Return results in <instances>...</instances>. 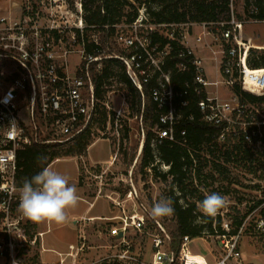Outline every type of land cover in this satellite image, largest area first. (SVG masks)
Listing matches in <instances>:
<instances>
[{
    "label": "built area",
    "instance_id": "obj_1",
    "mask_svg": "<svg viewBox=\"0 0 264 264\" xmlns=\"http://www.w3.org/2000/svg\"><path fill=\"white\" fill-rule=\"evenodd\" d=\"M84 6L85 0H0V260L9 258L10 264H22L16 258H21L22 252L28 248L37 246L45 235H34L32 222L18 208V152L32 145L71 143L97 122L101 106L109 111L108 95L104 102L99 101L95 85V75L101 72L105 60H119L129 80L140 92L156 78L157 87L152 90L151 98L159 109L167 108V114L160 117L162 127L156 129L152 146L163 140L176 142L174 126L181 116L174 100L187 93L176 95L170 75L164 72L169 48L159 50L156 46L151 47L148 31L156 28L143 26V12L130 26H114L113 45L125 55L109 52L102 39L106 36L107 27L89 26ZM243 24L233 15L229 25L236 29L222 32L219 41L211 42L207 40L213 34L205 30L203 36L195 39L196 48L187 45L191 38L188 31L182 37L185 50L178 56L189 59L194 70L196 91L206 94L199 103L203 120L221 128L212 153L203 156L209 168L214 164L221 168L248 166L247 156L264 154V102H243L234 93L237 85L243 90H250L245 80V69L253 47L239 33ZM143 27L145 29L141 33L139 30ZM202 27L207 29L204 25ZM207 43V48L201 46ZM215 43L218 46L211 47ZM203 50H208L212 57L204 56ZM72 58H77V63H72ZM207 61L218 70L220 78L217 80L209 79ZM178 68L184 71L187 65L183 63ZM221 86L228 88L229 97L221 98ZM210 87L217 89L215 94H210ZM250 91L254 92L256 88ZM125 102L126 97L123 96ZM113 113L116 119L121 116L120 110H113ZM93 131L99 130L96 128ZM143 144L144 138L138 159L127 175L129 199L134 197L138 200L133 169L138 163ZM114 155L117 159L118 153ZM79 160L83 164L82 177L97 179L100 183L97 197H102L104 177L115 160L88 165L84 157H79ZM258 163L254 165L258 166ZM162 165L167 172L170 170V166ZM198 167V162L194 160L188 177L200 190L199 181H209V177H205V173L198 176ZM213 178L218 180L219 175L213 172ZM104 197L111 199L108 195ZM141 206L144 214L114 219L118 223L110 229V236L117 239V252L88 264H242L241 238L253 215L264 208V203L247 215L238 231L235 230L234 220L228 217L231 213L228 208L213 217H221V231L214 225L215 234L208 238L217 241L220 256L214 258L212 253L211 260L191 254L189 237L183 239L180 252L175 255L169 249H163L159 236L153 239L152 258L149 261L142 259L130 240V233L145 230L149 219L147 210ZM85 222L93 224L94 220L80 218L76 223ZM158 228L165 234L159 223ZM253 231L264 235V209L255 220ZM89 249L86 238L80 236L75 244L69 246L68 253L60 256L62 259L58 264H83L80 258Z\"/></svg>",
    "mask_w": 264,
    "mask_h": 264
},
{
    "label": "trees",
    "instance_id": "obj_2",
    "mask_svg": "<svg viewBox=\"0 0 264 264\" xmlns=\"http://www.w3.org/2000/svg\"><path fill=\"white\" fill-rule=\"evenodd\" d=\"M86 22L89 26L98 28L107 27L106 36L103 43L109 52H116L125 55V52L117 49L113 45L115 35L114 26H130L139 19L140 11H144L145 20L143 26L155 27L153 31H148V37L151 40V47H158L159 50L169 48L170 53L165 59L164 72L170 75L176 95L187 93L186 96L176 97L174 105L177 108L181 118L174 126L176 142L163 140L152 146L155 140V131L160 125V117L167 114V108L159 109L158 105L151 98V92L157 87L156 78L146 84L143 92H140L129 80L125 73L123 64L119 60L109 59L103 62L102 70L95 75L96 96L99 101L104 102L108 87L113 79H117V84L121 86L119 90L127 94V104L130 116L136 117L141 122L142 139L144 144L136 165L137 177L142 175L143 179L154 176L162 182L168 184L171 180L172 187H178L181 196L175 197L173 190L166 195V199L171 202L174 213L162 218H153L151 209L154 206L153 200L149 205H143L147 210L149 219L147 222L152 229L158 230V223L166 230L163 236L167 239V248L178 255L183 239L189 237L192 239H209V236L215 234L213 226L216 225L220 232L221 217H205L199 210L198 205L204 199V194L198 192L197 185L188 177L189 169L196 160L199 164L197 175L204 174V167H208L202 153H212V147L217 145V137L221 128L205 123L203 114L199 109V103L205 99L204 92L197 93L194 85V70L191 67L189 59L179 58V54L185 50L182 45V37L187 31H191L193 26H206L215 34H222L226 30L233 31L230 26L233 11V0H85ZM245 18L253 22H264V0H245ZM235 19L244 23L245 20L240 16ZM144 27L139 31L144 32ZM238 32V28L236 30ZM211 33V34H212ZM172 36V38H171ZM187 65V69L181 71L178 66ZM250 69L264 68V50H251L248 60ZM246 84L251 90H243L241 86L234 88V93L240 97L243 102L251 104L264 102V78H248ZM258 89V90H257ZM183 103H186L183 106ZM115 114L109 112L101 106L98 120L91 126L86 133L82 134L76 140L66 144L55 145H32L18 152V171L16 183L22 186L26 179H30L44 167L60 159L87 157L88 149L95 143L97 134L94 129L105 131L110 124L112 130L115 129ZM185 133L182 136V133ZM129 129H124V139L128 138ZM114 139L113 145L115 146ZM121 143V149L122 150ZM140 147V146H138ZM135 150L134 156L127 159L126 152L119 151L118 156L123 155L124 162H129L128 167H132L137 159L139 149ZM125 152V153H124ZM229 157V155H227ZM164 164L170 166L166 173H160L157 165ZM259 167L264 170V162H259ZM205 165V166H204ZM186 168V171H185ZM209 168V167H208ZM208 180H214L213 172H222L221 167L211 166ZM82 180V179H81ZM147 181V180H146ZM198 184H203L199 181ZM258 187V186H256ZM188 192V194H187ZM188 195L190 199L187 200ZM184 200V205L181 201ZM140 201V200H138ZM264 201H260L259 205ZM247 216L234 219L235 230L245 221ZM250 232L247 227L244 235ZM256 234V233H255ZM259 235V234H258ZM261 236V235H260Z\"/></svg>",
    "mask_w": 264,
    "mask_h": 264
},
{
    "label": "rangeland",
    "instance_id": "obj_3",
    "mask_svg": "<svg viewBox=\"0 0 264 264\" xmlns=\"http://www.w3.org/2000/svg\"><path fill=\"white\" fill-rule=\"evenodd\" d=\"M6 1V0H5ZM233 11L237 16L242 17L245 20L244 24L241 25V37L252 39L254 45L253 49L255 51L264 50V23L249 21L245 18V0H233ZM144 11H140L141 13ZM142 15V14H141ZM206 29V28H205ZM205 29L195 30L194 32L189 31L190 40L192 46L191 48H196L195 39L198 36H203ZM187 31V28L184 29ZM207 32L212 33L210 29H206ZM213 34V33H212ZM213 37H209L207 42L212 40H218L220 34H213ZM216 36V37H214ZM219 41V40H218ZM217 41V42H218ZM202 47L207 48L209 43L201 44ZM218 43L211 45V47L216 48ZM259 47V48H257ZM199 48H197V52ZM202 54L204 56L212 57L208 50H203ZM72 63H77V58H72ZM207 74L210 80L214 81L220 78L218 70L212 65L210 61H207ZM108 87V106L109 112L121 111V116L119 119L115 120V129L112 130L111 125L108 124L105 131L96 132L97 139L95 143L88 149L87 161L90 163L98 162L105 164V162L114 161V164L110 166V172L104 177L102 184V197H97L98 189L100 183L97 179L94 178H83L82 167L83 164L79 158H66L67 160H58L53 162L50 167L59 173L66 176L69 180V183L75 185L76 188L80 189V192L83 193L88 198L87 201L79 200V203L76 208L72 209L69 213L68 221L63 225H57L55 223L50 224L52 226V233L47 236V240L54 239L55 237L60 242L61 240L67 241L72 235L73 231V221L71 219L72 215L79 216L84 214L88 208L93 209L90 212V215H94L99 212H108L109 204L111 207L115 208L114 212L118 217H125L132 214H144L142 210V201L143 205H149L151 200L154 204L161 199H166V195L170 190H173L174 196H181L178 187H172L171 180L166 184L160 179L154 178V176L147 177V181L143 179L142 175L138 177L137 172L134 173L135 186L138 191V200L134 197L131 199L128 198V185L126 183L127 175L132 170L129 166L130 159L135 154V150L140 146L142 142V126L140 120L136 117L130 116L129 107L127 100L123 103V96L127 98L125 91L119 90L120 85L117 84V79H113ZM217 89L214 87L208 88L210 94H215ZM219 92L221 93V98L225 99L230 96L228 88L223 86L220 87ZM124 95H123V94ZM128 127L129 133L128 138L124 139V129ZM114 139L116 140L115 146L113 145ZM121 143L122 150L121 149ZM139 149V147H138ZM123 152L127 154L126 164L124 162L123 155L117 156L114 158V154L117 152ZM206 151L202 153L205 154ZM123 154V153H122ZM264 154L256 153L252 154L251 157L247 156L246 160L249 163L248 166L236 165L230 166V168L223 167L222 172H217L219 175L218 180H209L204 181L203 184H198L200 194H204V198L207 194L210 193H219L227 199V206L224 207L220 212L228 208L231 213L228 217H231L233 220L235 218H241L247 216L251 211L259 207V202L264 201V191H262V186H264V170L254 164L257 162H262L264 159ZM206 158V157H205ZM69 159V160H68ZM85 159V157H84ZM86 160V159H85ZM88 165V162H86ZM247 165V164H246ZM205 166V165H204ZM79 167V168H78ZM136 168L133 169V172ZM157 170L160 173H166V169L162 164L157 165ZM210 169L204 167L203 172L205 174H210ZM82 179V180H81ZM123 180V181H122ZM258 186V187H256ZM188 194V192H187ZM108 195L111 201L104 197ZM96 198V199H95ZM190 199L188 195L187 200ZM114 202V203H113ZM92 204V205H91ZM181 204L184 205V200L181 201ZM199 207V205H198ZM264 209V208H263ZM263 209L257 211L256 214L250 220L249 228L250 232L246 235H243L240 243V251L242 254V264H264V235L255 234L253 231V225L256 219H258L263 212ZM166 232V230H165ZM155 236H159L163 242V249H168L167 239L163 236V233L152 229L149 226V223L146 222L145 230L141 232H132L130 233V240L133 243L134 248L141 256L142 259L149 261L153 255V239ZM189 251L191 254L200 255L211 260L212 253L214 258L220 256V247L216 240L214 239H192L188 244ZM36 251L31 254H35ZM110 254V253H109ZM10 261V260H9ZM8 261V264H9Z\"/></svg>",
    "mask_w": 264,
    "mask_h": 264
},
{
    "label": "clouds",
    "instance_id": "obj_4",
    "mask_svg": "<svg viewBox=\"0 0 264 264\" xmlns=\"http://www.w3.org/2000/svg\"><path fill=\"white\" fill-rule=\"evenodd\" d=\"M79 200L75 185L70 184L63 174L46 166L19 188L18 208L33 223L63 225ZM226 206V197L213 192L200 202L199 210L205 217H215ZM174 211L169 200L161 199L154 204L150 214L153 218H162Z\"/></svg>",
    "mask_w": 264,
    "mask_h": 264
},
{
    "label": "crops",
    "instance_id": "obj_5",
    "mask_svg": "<svg viewBox=\"0 0 264 264\" xmlns=\"http://www.w3.org/2000/svg\"><path fill=\"white\" fill-rule=\"evenodd\" d=\"M191 29L194 32L195 30L202 29V26L196 25ZM242 39L250 42V44H253L252 39ZM191 41L193 40H190V38L187 41V45L189 47L193 45L191 44ZM196 45L197 44L195 42V46ZM251 46L254 47V45ZM85 159L86 161L88 160L87 157H85ZM87 162L88 164H101L98 162ZM106 163L107 162H105V164ZM77 193L80 197V200L82 201L91 199L83 195V193H81L80 189L78 188ZM92 210L93 209L90 210V208H88V210L82 215L71 216V219L73 221V231L72 235L67 241L61 240L59 242L56 237L54 239L47 240V236L52 233V226L49 223L37 224L32 222L34 235L39 233H44L45 235L37 246H35L34 248H28V250L23 251L21 254V258H16V260L22 264H58L62 259L60 258V256L67 254L69 246L75 244L80 236H84L86 238L87 245L90 247V249L86 251L85 256L83 258H80V262L83 264H88L116 253L118 248L117 239L110 236V229L118 223L117 220H114L115 218H118V216L114 212L115 208H113V206L111 207V205L109 204V210L107 213L102 211L94 215H90V212ZM80 218L93 219L94 223H76ZM34 251H36V253L32 255L31 253ZM9 260V258H3L0 260V264H8Z\"/></svg>",
    "mask_w": 264,
    "mask_h": 264
},
{
    "label": "bare ground",
    "instance_id": "obj_6",
    "mask_svg": "<svg viewBox=\"0 0 264 264\" xmlns=\"http://www.w3.org/2000/svg\"><path fill=\"white\" fill-rule=\"evenodd\" d=\"M245 73H246L245 80L248 78H264V68L253 70L246 66Z\"/></svg>",
    "mask_w": 264,
    "mask_h": 264
},
{
    "label": "water",
    "instance_id": "obj_7",
    "mask_svg": "<svg viewBox=\"0 0 264 264\" xmlns=\"http://www.w3.org/2000/svg\"><path fill=\"white\" fill-rule=\"evenodd\" d=\"M138 159V158H137Z\"/></svg>",
    "mask_w": 264,
    "mask_h": 264
}]
</instances>
